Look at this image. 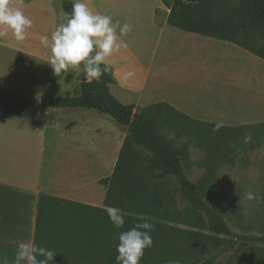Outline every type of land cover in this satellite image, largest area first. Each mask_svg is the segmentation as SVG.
<instances>
[{"label": "crops", "instance_id": "obj_1", "mask_svg": "<svg viewBox=\"0 0 264 264\" xmlns=\"http://www.w3.org/2000/svg\"><path fill=\"white\" fill-rule=\"evenodd\" d=\"M11 2L33 25L18 47L10 45L15 39L10 32L0 37V49L7 58L2 61L13 66L18 54L29 69L24 67L22 76L10 78L0 87L24 100L38 101L39 107L31 120L0 112V261L8 264H12L19 242H35L40 196L105 210L106 186L99 181L112 176L127 134V127L98 111L46 105L54 98L77 97L83 79L77 71L73 76H54L46 63L50 48L40 42L42 36L51 38L66 19L61 0ZM86 2L93 12L133 26L128 35L120 37L128 47L108 59L111 70L107 72L109 93L121 104L133 105V113L164 103L193 121L212 124L203 117L210 77L207 63L228 60L231 67L223 72L233 81L238 77L234 62L254 63L253 57L264 61L233 42L170 26V10L161 0ZM128 71L135 76L125 79ZM256 122L260 121L224 127Z\"/></svg>", "mask_w": 264, "mask_h": 264}, {"label": "rangeland", "instance_id": "obj_2", "mask_svg": "<svg viewBox=\"0 0 264 264\" xmlns=\"http://www.w3.org/2000/svg\"><path fill=\"white\" fill-rule=\"evenodd\" d=\"M207 1L215 19L237 24L241 0ZM236 34L226 32L228 36L235 37ZM237 38L239 43L254 50H264V33L240 30ZM20 42L10 40V45L18 47ZM17 56L13 66H8L2 61L7 58L0 49V85L8 83L10 78L22 76L24 67L28 71L29 68ZM8 57L13 56L9 53ZM253 58L262 65L248 64L242 59L238 65L234 62V74L238 77L233 81L223 72L231 67L228 60L209 61L208 91L206 100L202 95L201 101L207 102L206 116L203 117L214 125L216 121H223L224 125L260 122L251 124L240 134L225 135L211 128L200 131L179 116L168 114L166 123L161 121L157 127L162 141L179 155L186 177L198 187L202 200L223 217L232 236H220L218 241L173 232L167 235L164 246L153 245L146 249L140 264H205L208 260L211 264H264V242L257 241L264 237V61ZM74 74L75 71L66 76ZM246 135L252 137L247 144L243 142ZM222 159L221 164L215 165L216 160L220 162ZM159 179L164 191L163 205L170 216L163 223L172 228L210 235L199 229L204 226V217L180 201L174 181L166 177ZM249 192L255 193L260 202L249 200ZM61 208L59 225L49 236L43 231L38 245L57 252L53 264H100V258L110 255L118 239L108 215L101 216L96 209L83 206ZM123 212L130 215L124 209ZM222 240L233 242L234 248L222 251L223 247L229 246Z\"/></svg>", "mask_w": 264, "mask_h": 264}, {"label": "trees", "instance_id": "obj_3", "mask_svg": "<svg viewBox=\"0 0 264 264\" xmlns=\"http://www.w3.org/2000/svg\"><path fill=\"white\" fill-rule=\"evenodd\" d=\"M161 2L170 10L167 18L170 26L233 42L264 60V50H254L239 43L237 38L240 30L264 33V0H241L236 25L215 19L209 10L210 2L207 0H161ZM61 8L65 14L72 11L69 0H61ZM226 32H237V34L233 37L226 35ZM110 82L111 77L105 73L100 82H82L77 97L54 98L46 105L51 108L95 110L111 117L119 125L127 127V134L112 176L99 181L100 184L106 186L104 206L124 209L130 214L125 215L123 228H115L118 237L120 232L129 230L140 221L141 218L136 217L137 215L150 218V222L155 225L151 232L153 245L164 246L167 235L173 232L187 234L188 237L199 235L209 240L218 241L220 236L231 237L232 233L223 217L202 200L198 187L186 177L179 155L170 149L157 133L158 124L161 121L166 123L168 114L179 116L192 126L198 127L200 131L202 128L213 129L215 125L193 121L164 103H157L143 108L138 113H133V105H123L109 93L107 84ZM38 107V101L24 100L11 91L0 87L1 113L31 120L36 117ZM249 126L222 127L218 133L223 132L225 135L240 134ZM200 131L198 132L200 133ZM223 161L224 159L220 162L216 160L215 165H219ZM160 177L174 181L180 201L204 217V226L199 229L206 230L210 235L172 228L163 223V221L170 219V216L163 205L164 191L161 188L162 180L159 179ZM61 206L78 205L50 196L39 197L35 244L38 245L39 235L43 231L49 236L52 230L59 225L58 218L63 212ZM96 210L101 212V216L106 213L104 209ZM257 241L264 242V237L258 238ZM222 242L224 241L222 240ZM118 243L119 239L115 241L110 255L104 259L100 258V264H114L116 262ZM224 243L229 244V246L223 247L222 251L234 248L233 242L225 240ZM208 261L205 264H211V260Z\"/></svg>", "mask_w": 264, "mask_h": 264}, {"label": "clouds", "instance_id": "obj_4", "mask_svg": "<svg viewBox=\"0 0 264 264\" xmlns=\"http://www.w3.org/2000/svg\"><path fill=\"white\" fill-rule=\"evenodd\" d=\"M72 5L71 13H66V19L59 23L52 32L51 38L41 37V44L49 47L51 54L46 63L52 68L56 77L66 76L73 71H82L84 78L92 83L100 82L101 77L111 70L108 59L118 53L121 48H127V41L120 37L132 31L131 23L113 22L111 15L93 12L86 0H69ZM33 22L24 12L12 4L11 0H0V37L7 36L11 31L17 41H24ZM119 33V34H118ZM135 76L128 71L124 78ZM224 127L223 121L215 124L213 131ZM252 137H243L245 144ZM249 200L260 199L255 193L249 192ZM105 211L110 222L116 229L125 225V215L122 209L106 206ZM155 225L150 218L142 217L132 228L119 233L117 244L116 264H140L145 250L153 246L151 232ZM57 252L34 242L18 243L12 264H53ZM0 264H8L7 260ZM177 264V262H171Z\"/></svg>", "mask_w": 264, "mask_h": 264}, {"label": "water", "instance_id": "obj_5", "mask_svg": "<svg viewBox=\"0 0 264 264\" xmlns=\"http://www.w3.org/2000/svg\"><path fill=\"white\" fill-rule=\"evenodd\" d=\"M87 80L83 77L82 82H86Z\"/></svg>", "mask_w": 264, "mask_h": 264}]
</instances>
